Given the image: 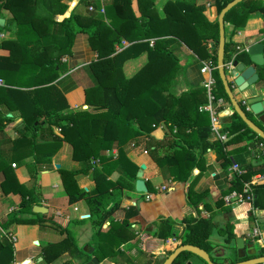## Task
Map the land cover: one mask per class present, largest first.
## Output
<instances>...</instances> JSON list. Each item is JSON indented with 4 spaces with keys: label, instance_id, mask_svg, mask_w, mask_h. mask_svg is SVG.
Masks as SVG:
<instances>
[{
    "label": "crops",
    "instance_id": "1",
    "mask_svg": "<svg viewBox=\"0 0 264 264\" xmlns=\"http://www.w3.org/2000/svg\"><path fill=\"white\" fill-rule=\"evenodd\" d=\"M74 1L62 0L63 3L70 6L74 4ZM90 1H97L98 5L102 6L108 4L111 0ZM259 1L264 2V0ZM128 4L127 8L124 7L125 12H129L135 22H133L132 28L127 33L125 31V33L129 37H135L137 33H142L149 19H152V26L154 27L150 32L153 34L141 38L135 37L132 40L147 42V46L152 49L156 45L164 48L163 50L169 52L179 65L174 77L168 84V92L172 96L177 97L181 93H186L192 89L203 88L202 82L208 75L207 72H200L203 64H209V73L214 79V69L212 67L216 65L212 64L210 48L214 46L216 52L215 30L211 26L204 25V22H216L218 13L213 0H129ZM40 6L46 11L43 0L40 1ZM43 10L37 8L34 29L39 33H43L46 32L44 27H47L48 31L57 34L59 32L58 25L52 23L42 24V21H40ZM0 18L3 19V25L0 26V41L4 42V45L0 47V57L7 58V66H16L18 63L17 29L15 24L2 27L7 24L9 18L6 9L0 8ZM179 23L186 24V28L194 25L191 34L194 38L193 45L200 54H205V57L202 58L200 54H197L180 41H176L178 39L171 35V31L176 30ZM223 28L224 40H229L232 47L247 48L253 43L260 42L264 51V13L257 12L250 15L244 24L236 27L230 35L232 25L223 21ZM159 29L167 32L160 35L154 34ZM122 44L126 46L128 42L122 40ZM233 55L234 63L242 62L245 66L251 65L246 50L234 53L233 48L230 59ZM146 59V52L142 51L135 57L125 60L121 66L123 76H132L145 64ZM95 60L96 53L90 46L86 35L76 33L73 36L69 53L63 55L59 60V65L63 66L64 70L58 71L53 80L43 85H33L31 87L25 84L19 86L7 85L10 91L4 92L5 95L0 90V166L2 163L7 164L12 172L8 176L10 177V183L7 185L6 175L0 170V222L19 207L20 196L11 191L14 186L15 188L20 186L26 192V196H32L31 206L38 204L46 208V212L34 213L30 209L29 213L24 214L26 217L39 214L38 219L43 220L41 227L36 223H11L5 229L0 228V239L5 237L12 244L11 259L9 261L3 260L0 264H48L44 262L41 256L42 247L47 243L60 240L64 235L73 239L74 248H81L85 254L76 250L72 255H69L64 251L55 261L49 264H59L63 260H71L70 264H75L74 262L83 264L91 256L97 258V264H103L104 262L107 264H154L150 260V256L156 254L160 249H171L181 242L180 239H176L174 236L164 241L155 237L153 233L156 230V225L162 220H170L172 222L171 228L181 234L186 227L183 219L195 217L197 214L193 208L186 204V191L191 181H193L194 190L205 189L208 191L204 201L209 209L198 204V214L203 217L209 215L218 227L230 226L231 232L234 234L230 241L225 242L224 236L220 235L222 237L221 241L212 242L215 246L210 251H206L209 256L216 259L212 261L218 263L230 262L222 256L221 248L233 247L234 239L237 237L242 238L246 244L252 243L256 250H260L264 254V234L260 235L263 246L251 234L254 221H257L259 226L264 227V209L254 207L252 201L234 206H224L222 204L220 208H217L215 204L217 198L223 195L222 191L228 186L229 180L237 174L230 168L232 162L239 170L245 166L250 167V169H259L264 166L261 155L256 152L253 146L255 143L254 137L238 143H231L225 147V150L230 152L229 157L233 158L226 169L221 168L218 161H216L213 150L206 151L203 154L204 169L199 171L194 167L185 182L173 181L165 165L156 164L147 151H140V147L131 149L123 146V157H125L127 163H118V147L116 145H113L110 149L102 150L100 153L103 160L95 159L97 162L95 161L96 163L93 166H96V169L106 179L116 180L121 178L122 187L109 191L110 194L102 200L98 212L90 211L83 199L73 202L67 201L64 187L65 175L62 172L75 171L86 165L85 162L71 159V146L67 141L61 140L58 149L50 156L42 157L38 162H33L29 141H25L26 138L21 139L18 136L17 127L20 125L21 116L29 111L31 102L40 104L43 107H61L63 102L61 96L67 105L66 108L60 109L62 114L68 110L74 111L76 108H90V106L83 103V88L91 86L94 82L91 66ZM262 65L261 74L258 71V66H255V72L258 76L256 83L242 91L237 90L234 85L231 86L233 95L241 100V103L252 92L253 88L264 87V56ZM227 78L230 80L229 76ZM1 81L0 87H3V80L1 79ZM17 81L21 82L18 79ZM12 90H33V94L24 100V98L19 99L17 96H13L14 91ZM204 96L206 97V94ZM216 99L220 100L219 106L221 109L217 110L219 107L217 104L219 103L214 101H212V107L218 115L222 129L223 124L230 122L232 109L230 106L225 105L220 98ZM245 109L249 111L247 105H245ZM251 117L255 124L260 128H264V124L259 122L256 116L251 114ZM220 119H223L224 122H220ZM60 123L64 124V120H61ZM51 129L55 135L62 138V133L57 125H51ZM165 134L166 128L163 124L157 125L150 132V136L156 140L163 139ZM213 139L215 140V135L210 131L209 140ZM39 141V139L36 140V142ZM91 161H88L87 164H91L93 162ZM10 163H14V166L12 167ZM128 164L134 165L137 169L143 166L141 168V179L146 188L145 192L135 191L136 173L133 179L130 172H128ZM29 167L32 169L31 171L28 170ZM255 175H258V173L251 177L253 178ZM74 179L78 189L84 192H91L94 189L95 183L90 174L80 173L75 175ZM261 182H264V180L256 183ZM124 184L131 185V187H124ZM147 184L152 188L151 191L147 190ZM2 185L5 187L7 185L8 191L6 193L1 189ZM112 203L117 204L116 209L96 226L100 232H105L112 227L114 236L123 233L127 238L119 245H113V242L110 241L111 238L102 239L97 243L101 247L100 250L93 253V250L91 252L90 247L86 245L85 237L88 234L91 235L92 223H95L99 219L100 213ZM128 206H134L137 209V214L130 217L127 220L128 223L122 225L121 220L124 209ZM185 210L187 211L186 214H184ZM212 214L217 219H213ZM70 226L72 227L70 228ZM56 227L64 228V233H59L55 229ZM213 230L219 232L216 227L212 229V232ZM79 239L81 243L78 241ZM82 247L89 252H85ZM92 249H94V246H92ZM248 250L251 251L252 249ZM109 258L111 260H108ZM186 261H190V264H203L202 260Z\"/></svg>",
    "mask_w": 264,
    "mask_h": 264
},
{
    "label": "trees",
    "instance_id": "2",
    "mask_svg": "<svg viewBox=\"0 0 264 264\" xmlns=\"http://www.w3.org/2000/svg\"><path fill=\"white\" fill-rule=\"evenodd\" d=\"M40 1L0 0V8L6 9L9 14L7 24L2 27L15 24L17 29L16 49L18 51L16 66H7V58L0 57V78L4 83L0 90L5 95L4 92L10 91L7 85L25 84L31 87L50 82L58 71L64 70L63 66L59 65V60L63 55L69 53L73 36L76 33L86 35L90 46L96 53V60L91 66L94 82L91 86L83 88V103L90 108H76L74 111L68 110L62 114L60 109L67 106L62 96L61 107H43L31 102L29 111L21 116L20 125L17 127L18 136L21 139L26 138L25 141L30 143L34 163L55 152L60 146L61 140L70 144L72 160L85 162L86 165L83 168L62 172L65 175L64 187L68 202L83 199L90 211L98 212L102 200L110 194L109 191L122 187L121 178L106 179L96 169V166L87 164L91 159L103 160L100 151L110 149L113 145L118 147V163H127L123 157V146L131 149L140 147V151H147L156 164L165 165L173 181L185 182L194 167L199 171L204 169L203 154L208 150L214 151L216 161L221 168L226 169L233 161V158L228 155L230 152L225 150L227 145L253 137L255 142L264 144V141L255 136L233 111L230 114V122L223 124L221 129L226 133V138L223 141L209 140L208 114L198 109L206 102L204 89H192L177 97L168 92L169 81L174 77L179 65L169 52L163 50L164 48L156 45L152 49L147 46V42L132 40L135 37L141 38L153 34L150 32L154 27L152 19H149L142 33H137L135 37H129L126 34L135 22L129 12H125L124 7H128L129 0H111L102 6L98 5L97 1L90 0H75L72 6L63 3L62 0H43L46 11L40 6ZM228 1L230 0H213L217 13ZM88 6H91L92 10H88ZM37 8L43 10L40 17L42 24L58 25L59 32L57 34L48 31L47 27H44L46 32L43 33L34 29ZM99 9L102 11L100 12ZM257 12L264 13V2L241 0L228 9L223 15V21L232 25L229 35L236 27L243 25L250 15ZM185 25L179 23L176 26L177 29L171 31V35L178 39L176 41H180L200 54L193 45L194 38L191 34L194 25L187 28ZM204 25L214 28V40L217 42V22H204ZM166 32V30L159 29L154 34L160 35ZM122 40L127 41L128 44L124 46ZM155 43L157 44V42ZM3 45L4 42L1 40L0 47ZM233 48L234 46H231L229 40H224L223 62L230 59ZM210 50L212 64L216 65L214 46ZM142 51L146 52L145 64L132 76L124 77L121 71L122 63ZM200 56L203 58L206 55L200 54ZM257 68L261 74L263 65ZM213 76L216 86L212 92L214 98H221L225 105L230 106L216 68L213 70ZM261 77L263 78L262 75ZM12 91H14L13 96H17L19 99L24 98V100L33 94V90ZM233 97L246 116L251 119L250 112L245 109L241 100L234 95ZM220 109V107L217 108L218 111ZM61 120H64V124L60 123ZM159 124L165 126L166 134L163 139L156 140L150 136V132ZM51 125L59 127L62 138L52 132ZM261 129L264 131V128ZM37 139L40 141L36 142ZM261 158L264 165V155ZM128 165V172L134 179L137 167L132 164ZM0 170L6 175L5 179L8 185L10 183L8 176L12 174L9 165L2 163ZM28 170L32 169L29 167ZM240 171L229 180L228 186L222 191V194L232 189L240 190L243 182L249 181L252 175L264 173V166L259 169H250L245 166L240 168ZM80 173L90 174L95 183L91 192H84L76 187L74 176ZM124 185V187H131V185ZM6 187L1 186L4 193L8 191ZM146 187L148 191L152 190L149 184ZM250 187L253 206L264 209V182L254 183ZM11 191L20 196L19 207L0 222V228L5 229L11 223H36L41 227L43 220L38 219L39 214L24 216L25 213L30 212L32 196H26V192L20 186L12 187ZM207 194L208 191L205 189L194 190L193 181H191L186 191V204L196 211V216L183 219L186 227L181 234L171 228L170 220L165 219L156 225L153 235L163 241L174 236L182 243L198 246L208 252L215 246L208 237L212 229L216 227L224 236L225 242L230 241L234 236L230 226L218 227L210 216L203 217L198 214V204L209 209L204 201ZM215 204L217 208L222 207L221 197L217 198ZM116 207L117 204L112 203L100 213L99 219L92 223L91 237L93 242H96L93 253L100 250L101 247L97 243L102 239L111 238L110 241L119 245L127 238L123 233L114 236L112 227L105 232L98 230L99 223L110 216ZM136 214L137 209L134 206H128L124 209L121 224L128 223L127 220ZM55 229L61 234L64 233V228L56 227ZM74 246L73 239L64 235L56 242L45 244L42 247L41 256L44 262L49 264L64 251L69 255H72L76 250L85 254L81 248H74ZM116 252L118 251L116 250ZM11 256L12 244L2 237L0 239V262L9 261ZM182 261L173 260L171 264H180ZM70 263L71 260H63L59 264ZM203 264L205 263L203 262Z\"/></svg>",
    "mask_w": 264,
    "mask_h": 264
},
{
    "label": "water",
    "instance_id": "3",
    "mask_svg": "<svg viewBox=\"0 0 264 264\" xmlns=\"http://www.w3.org/2000/svg\"><path fill=\"white\" fill-rule=\"evenodd\" d=\"M241 0H230L228 1L218 12L216 17L218 37L216 42V70L219 81L222 85L223 91L226 94L230 107L233 112L244 122L251 132L255 136L259 137L264 141V131L255 124L251 119H249L244 111L239 107L236 100L233 97L231 86H236L237 90L242 91L245 88L253 85L257 82L258 76L255 72V66H260L263 64L264 51L262 44L260 42L253 43L246 48V54L248 60L251 62V65L245 66L242 62L234 63L231 66L230 70H225L222 66L223 63V44H224V28H223V15L230 9L233 5L238 3ZM3 25V19L0 18V26ZM210 46H212L210 44ZM230 77V80L227 77ZM247 105V109L250 114L256 116L257 120L264 124V87L260 86L258 88H253L252 92L245 98L243 101ZM220 122H224L223 119H220ZM143 166H141L142 168ZM141 168L136 171V179L134 181V189L136 192H145L146 188L144 182L141 179ZM31 211L34 213L46 212V208L33 204L31 206ZM92 252V247H90ZM248 249H252L249 251ZM83 250L89 252L87 249ZM222 256L226 257L230 262H213L210 260L209 254L202 248L192 245V244H178L176 248L170 251V253L162 260L159 264H171L173 258L180 251H186L190 254L200 258L205 264H264V254L260 250H256L252 243H244L242 238L237 237L234 239L233 247L221 248ZM89 254V253H88ZM238 259V260H237ZM98 260L95 256H91L83 264H97ZM191 262H187L190 264ZM186 264V263H183Z\"/></svg>",
    "mask_w": 264,
    "mask_h": 264
},
{
    "label": "built area",
    "instance_id": "4",
    "mask_svg": "<svg viewBox=\"0 0 264 264\" xmlns=\"http://www.w3.org/2000/svg\"><path fill=\"white\" fill-rule=\"evenodd\" d=\"M88 10H92L91 6L87 7ZM240 50H246V48H239V46H234V53L236 51ZM233 57L231 59L227 60L226 62L222 63V66L225 70H230L232 63H233ZM213 69L216 68V66L212 67ZM210 66L209 64H203L200 68V72H207L206 79L202 82L203 89L206 94V102L199 106V110L205 111L208 114L209 118V128L212 133L215 135V139H218L219 141H223L226 138V134L221 131V127L219 124V119L217 113H215L214 107H212V101L217 102L218 106L220 105V100L214 98L213 96V90L215 88V82L214 79L210 76L209 73ZM2 83L0 79V84ZM221 99V98H220ZM222 100V99H221ZM220 107V106H219ZM254 148L256 149V152L260 154L261 156L264 155V144L262 142H255ZM10 165L13 167L14 163H10ZM230 168L235 171L237 174L241 171L237 169L236 165L232 162ZM264 180V174H258L255 175L253 178L251 177L249 181L243 182L242 187L240 190L232 189L225 194L221 196V200L224 206H234L241 203H249L252 201V191H251V185L256 183L257 181ZM251 234L253 237L256 238L257 242L261 243L260 235L264 234V227L259 226L257 221H254V224L251 228Z\"/></svg>",
    "mask_w": 264,
    "mask_h": 264
},
{
    "label": "flooded vegetation",
    "instance_id": "5",
    "mask_svg": "<svg viewBox=\"0 0 264 264\" xmlns=\"http://www.w3.org/2000/svg\"><path fill=\"white\" fill-rule=\"evenodd\" d=\"M179 244H183V243L180 242ZM176 246L172 247L171 249H169V248L162 249V250L160 249L156 254H153V256H150V260H152L154 264H159L162 260L165 259V257L170 253L171 250L176 248ZM209 257H210V260H214L213 256H209ZM156 260H157V262L155 263ZM173 260H183L182 263H180V264H183V263L187 264V262H189V261H186V260H201V259L190 254L189 252L180 251L176 254V256L173 258Z\"/></svg>",
    "mask_w": 264,
    "mask_h": 264
},
{
    "label": "rangeland",
    "instance_id": "6",
    "mask_svg": "<svg viewBox=\"0 0 264 264\" xmlns=\"http://www.w3.org/2000/svg\"><path fill=\"white\" fill-rule=\"evenodd\" d=\"M99 11L101 12L102 11V9H99ZM92 161V165H94L97 161L95 160V159H91ZM96 161V162H95ZM141 193V192H140ZM182 210V209H181ZM186 211V210H185ZM187 213V211L186 212H184V214H186ZM209 216V215H208ZM212 216V218L213 219H217V217H214V214H212L211 215ZM72 226H70V228H71ZM87 227V226H86ZM131 233H133L134 234V232H132L131 231ZM90 234H88V236L87 237H85V242H86V245L88 246V247H92V246H94V245H96V242H93V239H92V237H90L89 236ZM221 234L219 233V232H217L216 230H213V232L210 234V237H209V240L211 241V243L212 242H216V241H221V239H222V237L220 236ZM79 242L81 241L80 239L78 240ZM81 243V242H80ZM84 245V244H83ZM113 245H117L115 242H113ZM84 247V246H83ZM82 247V248H83ZM108 260H111V258H109ZM214 260H216V259H214ZM123 261V260H122ZM75 264H79L78 262H74ZM103 264H107L106 262H104Z\"/></svg>",
    "mask_w": 264,
    "mask_h": 264
}]
</instances>
